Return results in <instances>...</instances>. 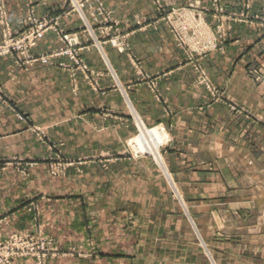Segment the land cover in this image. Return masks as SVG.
<instances>
[{
    "label": "crops",
    "instance_id": "1",
    "mask_svg": "<svg viewBox=\"0 0 264 264\" xmlns=\"http://www.w3.org/2000/svg\"><path fill=\"white\" fill-rule=\"evenodd\" d=\"M188 1L172 3L178 6ZM29 2L35 5L37 16L61 15L63 27L80 40L86 38L84 20L75 12L64 14L60 8L65 0H8L13 27H19ZM104 2L113 11L117 27L130 31L131 45L146 70L159 75V87L173 112L165 114L163 103L155 99L146 83L138 82L125 54L109 43L100 48L90 42V48L83 51L88 63L102 72L100 81L105 89L100 93L83 82L79 92L73 93L68 74L57 67H17L10 57H0V82L32 115L33 124L50 125L51 137L68 155L89 159L80 172L71 169L50 186L44 176L36 178L32 195L42 205L46 233L63 246L85 242L87 236L98 237L106 225L109 204H124V178L134 174L139 163H133L131 170L125 166L128 163L117 161L102 168L96 166V158L123 155V141L138 131L136 114L146 125H162L168 130L171 141L165 149L166 166L189 204L198 233L207 241L202 236L213 264H264V164L256 158L264 155V149L256 153L257 148L242 146L243 139L235 142L238 122L228 115L227 107L206 104V91L193 85L194 72L186 62V53L176 44L168 24L155 19L153 0ZM230 2L226 0L228 9L239 8L238 0ZM263 9L264 0H253L252 11ZM137 19L148 22L139 25ZM234 27L240 40L204 62L231 97L263 113L264 88L247 73V65L263 58L264 35L258 37L244 24ZM58 45L56 35L49 32L34 52ZM32 140L28 126L0 105V157L40 155ZM119 160H124L123 156ZM11 186L9 179L0 181V212L13 209L11 224L16 227L19 222V229L31 227L28 210L20 207L30 191L19 187L20 194H13ZM13 226L5 233L13 232ZM53 262L84 264L76 258Z\"/></svg>",
    "mask_w": 264,
    "mask_h": 264
},
{
    "label": "rangeland",
    "instance_id": "2",
    "mask_svg": "<svg viewBox=\"0 0 264 264\" xmlns=\"http://www.w3.org/2000/svg\"><path fill=\"white\" fill-rule=\"evenodd\" d=\"M153 2L157 7L155 19L168 24L176 44L186 53V62L194 72L193 85L206 91V104L226 106L228 115L238 122L239 135L235 142L243 139V147L257 148L256 153L260 152L259 149H264V112L231 97L221 83L215 81L204 60L212 54L225 53L230 44L240 40L234 27L237 23L250 27L258 37L263 36L264 9L252 11L253 0H238L236 10L228 9L226 0H189L178 6L172 0ZM60 8L64 14L75 12L84 20V40L62 26L61 15L47 13L37 16L33 2L28 3L25 16L15 28L10 21L8 0H0V57H10L17 67H57L68 74L73 93L79 92L82 82L100 93L105 89L100 81L102 72L88 63L83 51L90 48V42L100 48L109 43L125 54L138 82L146 83L155 99L163 103L165 114H172L173 109L159 87V75L146 70L131 45L130 31L117 27L113 11L106 7L104 0H65ZM146 22L147 19L136 20L139 25ZM49 32L56 35L59 45L34 52ZM39 33H42L41 37L37 36ZM247 68L250 77L264 88V56L253 60ZM0 105L28 126L34 137L32 145L41 150L38 156L0 157V181L9 179L13 194L20 191L19 187L22 190L27 187L30 191L20 207L28 210V223L32 224L19 229V222L15 223L16 227L11 224L13 209L0 212V264H54L53 261L69 258L82 260L84 264H213L203 243V235L197 231L196 220L174 176L163 169L152 152L135 149V137L141 133V118L136 114L134 122L138 131L123 141L124 160H119L121 155L96 158V166L102 168L117 161L124 165L128 163L125 166L131 170L133 163H139L134 174L125 173L124 204L108 205L105 209L108 219L98 237L87 236L85 242L67 246L59 244L42 225V205L32 195L36 178L44 176L45 184L50 186L51 181L65 177L71 169L80 172L89 159L68 155L61 143L51 137L50 125L33 124L32 115L22 109L14 93L1 82ZM142 123L146 129L158 127L167 133L166 141L160 146L166 164L165 149L171 141L168 130L162 125ZM256 158L264 164V155ZM10 226L15 229L6 234L5 229ZM207 248L210 249L208 244Z\"/></svg>",
    "mask_w": 264,
    "mask_h": 264
},
{
    "label": "bare ground",
    "instance_id": "3",
    "mask_svg": "<svg viewBox=\"0 0 264 264\" xmlns=\"http://www.w3.org/2000/svg\"><path fill=\"white\" fill-rule=\"evenodd\" d=\"M135 139L136 150L139 151L140 148H143L145 151L152 152L157 157L163 169L168 171L163 156L160 152V146L167 139V133L165 131H161V129L158 127L146 129L144 125H141V133L135 137Z\"/></svg>",
    "mask_w": 264,
    "mask_h": 264
},
{
    "label": "built area",
    "instance_id": "4",
    "mask_svg": "<svg viewBox=\"0 0 264 264\" xmlns=\"http://www.w3.org/2000/svg\"><path fill=\"white\" fill-rule=\"evenodd\" d=\"M37 36H40L41 37L42 36V33H39ZM4 50H5V48H4Z\"/></svg>",
    "mask_w": 264,
    "mask_h": 264
}]
</instances>
